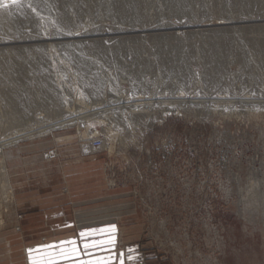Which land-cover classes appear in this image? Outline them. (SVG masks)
Listing matches in <instances>:
<instances>
[{
	"label": "rangeland",
	"instance_id": "obj_1",
	"mask_svg": "<svg viewBox=\"0 0 264 264\" xmlns=\"http://www.w3.org/2000/svg\"><path fill=\"white\" fill-rule=\"evenodd\" d=\"M0 64V264L45 235L15 202L26 145L97 157L74 202L98 262L264 264V0H0Z\"/></svg>",
	"mask_w": 264,
	"mask_h": 264
},
{
	"label": "crops",
	"instance_id": "obj_2",
	"mask_svg": "<svg viewBox=\"0 0 264 264\" xmlns=\"http://www.w3.org/2000/svg\"><path fill=\"white\" fill-rule=\"evenodd\" d=\"M42 148L41 145L21 146L9 159L15 202L28 223L33 221L35 213H42L39 217L45 232L41 242H35L34 236L31 237L33 242L20 244L24 255L22 264H104L105 260L97 261L99 243L92 239L97 240L99 236L108 239L109 234L100 235L99 228L83 230L93 224L83 225L85 220L75 209L74 202L77 184L82 185L84 179V184H92L97 157L90 150L83 154L82 150L70 149L61 151L56 160L45 161L41 156L45 150ZM31 235L32 232L26 231L16 237L27 241ZM84 239L90 241L84 242Z\"/></svg>",
	"mask_w": 264,
	"mask_h": 264
},
{
	"label": "bare ground",
	"instance_id": "obj_3",
	"mask_svg": "<svg viewBox=\"0 0 264 264\" xmlns=\"http://www.w3.org/2000/svg\"><path fill=\"white\" fill-rule=\"evenodd\" d=\"M2 1H4V0H2ZM9 1V0H8ZM8 9V8H7ZM2 67V64H0V68ZM8 95L10 96V97H12V94L10 93V92H8ZM151 98L150 97H143V96H139V97H137V98H135V99H132V100H134V102L130 105V106H128V109H130L129 111H131V114H133L135 111H139L141 108H146V107H149V106H151V104H154V102L153 101H151L150 100ZM128 100V99H127ZM129 100H131V99H129ZM157 105V104H156ZM123 108H127V107H123ZM23 117H19V119H22ZM32 132V131H31ZM31 132H29V131H26V132H24V133H17L15 136H13V137H11V138H9L8 140H10V141H7L8 143H5V145L7 144H11L12 142H14V141H18L21 137H24L25 135L26 136H30L29 134L31 133ZM3 142V141H2ZM1 142V143H2ZM5 142V141H4ZM1 143H0V145H1ZM2 147V146H1ZM3 169H4V172H5V167H3ZM11 193V192H10ZM12 199V198H11Z\"/></svg>",
	"mask_w": 264,
	"mask_h": 264
},
{
	"label": "built area",
	"instance_id": "obj_4",
	"mask_svg": "<svg viewBox=\"0 0 264 264\" xmlns=\"http://www.w3.org/2000/svg\"><path fill=\"white\" fill-rule=\"evenodd\" d=\"M91 144H92L93 147L99 148L101 146V140L93 139ZM48 156L50 157V159H52V158H55L56 154L52 153L51 155H48Z\"/></svg>",
	"mask_w": 264,
	"mask_h": 264
},
{
	"label": "snow or ice",
	"instance_id": "obj_5",
	"mask_svg": "<svg viewBox=\"0 0 264 264\" xmlns=\"http://www.w3.org/2000/svg\"><path fill=\"white\" fill-rule=\"evenodd\" d=\"M13 3H15V0H12ZM114 227V226H113Z\"/></svg>",
	"mask_w": 264,
	"mask_h": 264
}]
</instances>
